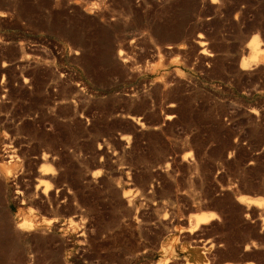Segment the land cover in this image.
<instances>
[{"label": "rangeland", "instance_id": "obj_1", "mask_svg": "<svg viewBox=\"0 0 264 264\" xmlns=\"http://www.w3.org/2000/svg\"><path fill=\"white\" fill-rule=\"evenodd\" d=\"M263 12L0 0V264H264Z\"/></svg>", "mask_w": 264, "mask_h": 264}, {"label": "trees", "instance_id": "obj_2", "mask_svg": "<svg viewBox=\"0 0 264 264\" xmlns=\"http://www.w3.org/2000/svg\"><path fill=\"white\" fill-rule=\"evenodd\" d=\"M264 1V0H261V2ZM264 15V12L262 13ZM260 15H258V13L254 12L252 13V18L250 19L252 24H256V20L257 18L259 17ZM259 35L261 37H264V29H259Z\"/></svg>", "mask_w": 264, "mask_h": 264}, {"label": "bare ground", "instance_id": "obj_3", "mask_svg": "<svg viewBox=\"0 0 264 264\" xmlns=\"http://www.w3.org/2000/svg\"><path fill=\"white\" fill-rule=\"evenodd\" d=\"M254 38H255V37H254ZM254 38H253V39H254ZM256 39H257V37H256ZM256 39H255V40H256ZM255 40H254V41H255ZM251 43H253V41H251ZM257 45H258V44H257ZM257 45H256V46H257ZM252 48H254V46H252ZM255 48H256V50L258 51V48H257V47H255ZM257 51H256V52H257ZM253 201H255V200H253ZM205 219H206V217H205L204 215H199V216L196 218L195 221L198 223V222H202V221H204Z\"/></svg>", "mask_w": 264, "mask_h": 264}, {"label": "clouds", "instance_id": "obj_4", "mask_svg": "<svg viewBox=\"0 0 264 264\" xmlns=\"http://www.w3.org/2000/svg\"><path fill=\"white\" fill-rule=\"evenodd\" d=\"M243 67H245V68H247L248 67V65H247V63H245L244 65H243ZM20 227H28V228H30V227H32V225H30V224H22V225H20Z\"/></svg>", "mask_w": 264, "mask_h": 264}, {"label": "snow or ice", "instance_id": "obj_5", "mask_svg": "<svg viewBox=\"0 0 264 264\" xmlns=\"http://www.w3.org/2000/svg\"><path fill=\"white\" fill-rule=\"evenodd\" d=\"M99 173H97V175H98Z\"/></svg>", "mask_w": 264, "mask_h": 264}]
</instances>
